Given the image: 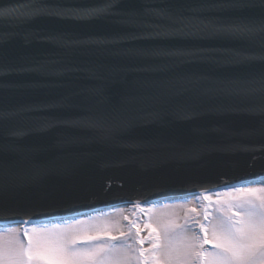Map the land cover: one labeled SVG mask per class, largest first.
<instances>
[{"label":"snow or ice","instance_id":"6c2138e0","mask_svg":"<svg viewBox=\"0 0 264 264\" xmlns=\"http://www.w3.org/2000/svg\"><path fill=\"white\" fill-rule=\"evenodd\" d=\"M118 7L114 0H21L0 8L6 28L40 17L51 19L53 27L25 39L50 44L67 57L27 68L0 61L5 78L22 71L42 76L77 72L90 81L61 97L55 113L13 123L19 115L53 107L43 101L19 111H0V127L7 132L0 142V197L21 180L35 183L49 174L52 161L47 154L52 150L66 152L100 143L142 159L184 154L169 130L176 123L195 125L206 115L259 117L258 125L244 134L264 136V0L144 3L118 21L125 27L122 32L89 30L94 21L113 16ZM16 34L3 31L0 37L8 40ZM139 41L149 43L138 45ZM121 42H131L125 55L139 62L138 79L129 80L102 63L72 60L75 53L106 51ZM221 127L213 121L196 125L193 131L200 134ZM141 128L154 131L133 134ZM55 129L63 131L50 143L28 142L29 137ZM188 154L194 156L196 150ZM128 202L142 213L152 211L141 207L144 200ZM189 212L195 215L183 225L169 221L154 226L150 219L141 225L124 216L127 231L118 235L106 223L83 230L32 229V235L25 230L26 245L0 242V264H264V187L230 193L215 215L207 207L203 213L195 207Z\"/></svg>","mask_w":264,"mask_h":264},{"label":"water","instance_id":"95a60500","mask_svg":"<svg viewBox=\"0 0 264 264\" xmlns=\"http://www.w3.org/2000/svg\"><path fill=\"white\" fill-rule=\"evenodd\" d=\"M21 0H0V8L13 7ZM77 2L98 3L99 0H77ZM185 3L186 0H114L119 7L114 15L107 19L94 21L91 31L122 32L124 25L118 21L122 16L144 3ZM54 22L46 17L32 19L15 27L6 28L0 18V32L15 31L17 34L8 40L0 37V61L19 65L25 68L35 62L65 61L66 55L47 43L35 39L26 40L27 34L48 30ZM131 42H121L106 51H83L75 53V63H102L111 70L120 71L129 80L140 78L137 70L138 61L127 58L125 53ZM149 42L139 41L138 45ZM261 67L260 64L256 65ZM90 81L77 72H65L59 76H42L31 71L8 74L0 71V111H19L33 102H47L53 107L45 112H31L28 116L19 115L15 122H27L35 118L55 113L61 97L69 95L80 88L88 86ZM259 117L225 114L222 116L206 115L196 124L176 123L169 130L175 142L184 147V154L166 153L158 159L129 157L121 147L93 143L69 151H50L47 156L52 161L49 174L38 182L21 180L0 197V216L19 214L31 217L35 213L47 211L49 206L63 209L80 208L95 201H108L119 195H132L138 199L149 190L169 189L168 184L188 180L206 183L219 179L233 172L224 170L246 163L243 171L264 168V136L245 135L244 130L258 125ZM218 121L222 126L218 131H207L197 134L193 131L196 125H209ZM11 126V125H9ZM225 129L227 131H225ZM63 131L55 129L45 136H32L28 142H51ZM152 128H141L134 135H145L153 132ZM7 132L0 127V142ZM196 146H199L198 148ZM193 149L196 155L188 154ZM253 161V163H251ZM137 183V184H136ZM171 183V184H172ZM138 184H140L138 186ZM204 186V187H205ZM149 207V206H148ZM15 231V230H8Z\"/></svg>","mask_w":264,"mask_h":264},{"label":"rangeland","instance_id":"374dc122","mask_svg":"<svg viewBox=\"0 0 264 264\" xmlns=\"http://www.w3.org/2000/svg\"><path fill=\"white\" fill-rule=\"evenodd\" d=\"M229 194H220V195H211L207 196L209 199H197L195 202L190 204V207L186 206H178V207H166V205H163L164 207H160V209L153 210L152 206L143 208L148 209L151 208V213H143L145 216L140 217L141 211L140 209H132V208H124L119 209L116 211H113L112 213L107 216H97L94 218V220H81L77 222H73L69 225L62 226L60 228H76V229H94L97 226H102L103 224H108V226L112 229V233L119 232L120 230L127 231V226L129 221L123 220L124 216H128L130 220H137L141 225L144 222H148L150 219V222L153 223L154 226H159L160 224L164 222H174L179 225L185 224L186 219H190L192 215H195L193 213L189 212V209L195 207L198 209V213H203L205 207L208 208V211L214 215L217 211L220 210V208L223 206L224 202L229 199ZM231 194H235L234 192H231ZM139 215V217H138ZM145 218V219H143ZM211 218V217H210ZM123 222V223H122ZM54 227H49L48 229H51ZM188 235H191V230L189 229L187 232ZM142 235L147 236V231H143ZM0 237L4 239V241H0L7 245L11 238L15 240H19L18 236L15 231H7L5 233L0 232ZM13 241V240H12ZM145 247H148L147 243L144 245Z\"/></svg>","mask_w":264,"mask_h":264},{"label":"bare ground","instance_id":"6f19581e","mask_svg":"<svg viewBox=\"0 0 264 264\" xmlns=\"http://www.w3.org/2000/svg\"><path fill=\"white\" fill-rule=\"evenodd\" d=\"M0 241H2V242H3V241H4V239L0 237Z\"/></svg>","mask_w":264,"mask_h":264}]
</instances>
